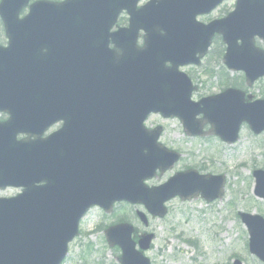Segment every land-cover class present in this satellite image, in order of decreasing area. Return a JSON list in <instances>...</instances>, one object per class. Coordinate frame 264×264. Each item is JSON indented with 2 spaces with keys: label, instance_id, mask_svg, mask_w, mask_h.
<instances>
[{
  "label": "water",
  "instance_id": "1",
  "mask_svg": "<svg viewBox=\"0 0 264 264\" xmlns=\"http://www.w3.org/2000/svg\"><path fill=\"white\" fill-rule=\"evenodd\" d=\"M171 1L173 0H165L159 8H166V4ZM217 1L219 0H187L182 6L174 5L181 9L192 6L198 10L212 7ZM250 1L239 0L236 12L229 19L209 28L211 33L206 35L203 47L206 48L209 36L214 32L223 33L228 44L241 37L237 34L239 31L247 39L253 35L264 38V2L263 5L258 6L256 12L249 9L246 15L242 7L246 10ZM26 2L27 0H2L0 4V17L10 41L9 48H0V111L9 112L12 116L8 123L11 129L0 131V187L8 185L7 183L11 181L25 179L28 183L25 184V188L27 192H30L32 182L35 177L42 174V169L38 165L35 149L29 147L32 145H25V142L16 143L14 138L18 132L31 128L30 125H25L20 111V102L23 98L22 85L27 90L32 88L31 81L25 80V75L37 73L42 76L46 68L42 62L44 56L40 49H33L30 40L26 42L22 39L23 35L35 36L43 33L51 38L61 37L65 32H71L73 26L76 28V18L79 17L85 22L94 19V10L99 11V6L95 0H71L62 6L41 3L32 7L30 17L27 16L19 21L17 14ZM134 4L135 0H103L101 11L105 19L106 31L108 32L121 10L125 9L132 15ZM89 10L91 14H88ZM149 12L151 10L145 9L136 13L130 21V29L124 31L123 39L126 43H123L124 55L120 67V79L123 81L124 91H130L136 86L134 83L139 82L138 98L123 99L124 105H132L133 118L137 121L138 135L133 138L123 136V155L126 154L132 139L137 146L138 153L134 163L122 161L117 168L106 164L101 169L92 171L79 190H71L66 178L62 183L66 192L60 198H57L54 191L50 189L44 195H34L27 206L23 205L22 200L0 201V264H59L65 255L67 243L76 233L78 220L92 205L108 209L115 201L142 203L152 215L162 217L165 214L162 204L176 195L187 197L189 194L201 191L209 199H215L220 194L222 177L204 178L190 174L188 178L191 179L187 181L183 180L186 175L177 176L167 184L154 189H147L143 185V181L151 178L156 170L164 171L176 160L175 155L170 157L155 145L156 137H150L142 130L141 123L146 115L151 111H157L163 115L178 116L186 127L192 124L195 114L205 113L200 110L193 111L190 116L184 115L185 102H178L177 98L176 100L172 98L174 94L170 93L164 99V93L160 92L163 88L161 82L166 79L169 82L173 81L176 74L171 71L173 75H169L162 67L165 60L171 59V52L162 44L163 40L159 37L158 30L164 31L166 27L173 24L168 20L149 19ZM198 12L199 10L196 13ZM154 22L156 24H153ZM78 25L81 24L78 23ZM81 26L82 29L78 31H83L84 26ZM140 28H144L149 38L146 49L143 52H136L132 50L134 48L132 42ZM243 46L249 48V40L243 43ZM229 48L232 49V45L229 44ZM147 52L152 56L148 57ZM173 65L176 66V63L174 62ZM48 68L53 72V64H49ZM258 73L261 72L248 74V76H256ZM131 76L133 81H128ZM126 82L128 83L125 84ZM149 82L154 84L147 86ZM239 96L240 102L242 95ZM33 106H35L33 102L26 104L27 108ZM246 118L235 119L231 138H225L226 140L231 142L236 140L239 125L242 121H248ZM260 118L264 120V114L260 115ZM27 120L33 121L30 118ZM261 124L263 130L264 122ZM194 131L196 130L191 133H195ZM257 132H259L258 129ZM144 151L148 152L146 156H143ZM19 166L21 169H18ZM46 171L49 174L51 168H46ZM253 175L256 180L255 194L264 198V172L256 171ZM40 215L42 217H39ZM140 217L145 223L144 218ZM241 218L250 236V252L264 262V220L248 215H241ZM51 223L52 226L49 225ZM131 233V227L121 225L108 231L107 240L110 244L121 248L122 264H149L140 253L135 251V244L130 239ZM50 235H53L52 240H47L46 237ZM150 240L151 236L141 239L138 243L139 248L147 250Z\"/></svg>",
  "mask_w": 264,
  "mask_h": 264
},
{
  "label": "rangeland",
  "instance_id": "2",
  "mask_svg": "<svg viewBox=\"0 0 264 264\" xmlns=\"http://www.w3.org/2000/svg\"><path fill=\"white\" fill-rule=\"evenodd\" d=\"M233 4H224L208 18H222L224 9L231 10ZM205 19L200 18L202 21ZM5 41L0 25V45L5 44ZM214 59L211 56L208 65L204 63L214 75L220 74L221 62ZM216 77L210 79L203 73L197 75L194 79L198 88L196 97L220 92L224 85L220 86ZM229 78L236 77L229 74ZM251 93L253 96L262 94L264 97V84L260 87L257 85ZM244 129L240 131L236 143L226 145L214 137L202 141L187 138L176 120L169 121L160 143L179 149L184 155L172 171L159 177V181H165L182 168H191L199 174L221 175L225 180L223 197L211 205L200 198L195 204L178 199L170 201L167 204L168 213L162 219H152L140 207L128 205L114 206L115 217H109L97 208L93 209L80 221L79 235L69 245L68 256L63 264H119L120 253L115 247L107 245L105 233L110 223L120 216H124L127 224L133 227L135 237L154 234L151 250L145 254L152 261L151 264H227L230 260L258 264L257 259L248 252L247 233L237 213L264 215V201L254 197L252 178L254 170H264V133L257 137L247 128ZM187 152L192 155L185 154ZM13 194L15 191L12 190L0 192V196ZM137 209L146 214L147 225H143L139 216L135 215ZM119 222L126 223L124 220Z\"/></svg>",
  "mask_w": 264,
  "mask_h": 264
},
{
  "label": "bare ground",
  "instance_id": "3",
  "mask_svg": "<svg viewBox=\"0 0 264 264\" xmlns=\"http://www.w3.org/2000/svg\"><path fill=\"white\" fill-rule=\"evenodd\" d=\"M156 180L149 182V185H153Z\"/></svg>",
  "mask_w": 264,
  "mask_h": 264
},
{
  "label": "flooded vegetation",
  "instance_id": "4",
  "mask_svg": "<svg viewBox=\"0 0 264 264\" xmlns=\"http://www.w3.org/2000/svg\"><path fill=\"white\" fill-rule=\"evenodd\" d=\"M188 68H191V67H188ZM186 71H189V69H187ZM227 264H230V263H227Z\"/></svg>",
  "mask_w": 264,
  "mask_h": 264
}]
</instances>
